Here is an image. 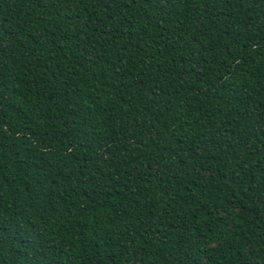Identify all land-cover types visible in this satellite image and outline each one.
<instances>
[{"label": "trees", "instance_id": "1", "mask_svg": "<svg viewBox=\"0 0 264 264\" xmlns=\"http://www.w3.org/2000/svg\"><path fill=\"white\" fill-rule=\"evenodd\" d=\"M0 264H264V0H0Z\"/></svg>", "mask_w": 264, "mask_h": 264}]
</instances>
